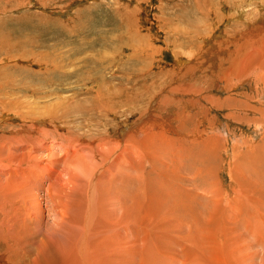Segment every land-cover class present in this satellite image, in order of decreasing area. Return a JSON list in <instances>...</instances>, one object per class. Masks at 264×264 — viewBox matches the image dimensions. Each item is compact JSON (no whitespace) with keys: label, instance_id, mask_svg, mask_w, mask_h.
Masks as SVG:
<instances>
[{"label":"rangeland","instance_id":"374dc122","mask_svg":"<svg viewBox=\"0 0 264 264\" xmlns=\"http://www.w3.org/2000/svg\"><path fill=\"white\" fill-rule=\"evenodd\" d=\"M0 264H264V0H0Z\"/></svg>","mask_w":264,"mask_h":264},{"label":"bare ground","instance_id":"6f19581e","mask_svg":"<svg viewBox=\"0 0 264 264\" xmlns=\"http://www.w3.org/2000/svg\"><path fill=\"white\" fill-rule=\"evenodd\" d=\"M31 124V123H30ZM20 182V181H19ZM23 185V184H22Z\"/></svg>","mask_w":264,"mask_h":264}]
</instances>
